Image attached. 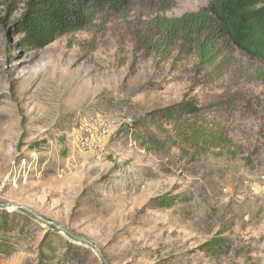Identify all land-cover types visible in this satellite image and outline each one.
<instances>
[{"label": "rangeland", "instance_id": "obj_1", "mask_svg": "<svg viewBox=\"0 0 264 264\" xmlns=\"http://www.w3.org/2000/svg\"><path fill=\"white\" fill-rule=\"evenodd\" d=\"M26 1L0 0V264H264V65L150 43L209 0H133L34 50ZM101 117L131 122L82 150Z\"/></svg>", "mask_w": 264, "mask_h": 264}, {"label": "trees", "instance_id": "obj_2", "mask_svg": "<svg viewBox=\"0 0 264 264\" xmlns=\"http://www.w3.org/2000/svg\"><path fill=\"white\" fill-rule=\"evenodd\" d=\"M133 0H27L14 30L23 35L28 49H40L58 38L83 30L106 10L123 12ZM0 26H5L0 18ZM152 28L156 40L152 48L164 50L180 46L195 53L201 64L218 59L225 49H236L264 65V0H209L207 6L175 18L157 16ZM193 104L161 111V116L175 120L182 113H193ZM216 139V135H212ZM223 138V136H222ZM204 244L208 251L217 246Z\"/></svg>", "mask_w": 264, "mask_h": 264}, {"label": "built area", "instance_id": "obj_3", "mask_svg": "<svg viewBox=\"0 0 264 264\" xmlns=\"http://www.w3.org/2000/svg\"><path fill=\"white\" fill-rule=\"evenodd\" d=\"M129 117L122 121L113 117H101L96 122L85 123L79 129L78 146L84 151L101 152L103 138L112 135L122 123H129Z\"/></svg>", "mask_w": 264, "mask_h": 264}, {"label": "water", "instance_id": "obj_4", "mask_svg": "<svg viewBox=\"0 0 264 264\" xmlns=\"http://www.w3.org/2000/svg\"><path fill=\"white\" fill-rule=\"evenodd\" d=\"M3 206H8V205H3ZM11 206V205H10ZM12 206H16L30 214H32L33 216L37 217L38 219H40L41 221H43L44 223L46 224H49V225H56L58 227H61L60 225L56 224V223H53V222H50V221H47L45 218H43L42 216H40L39 214H37L35 211L31 210L30 208L28 207H25L23 205H20V204H17V203H12ZM74 239H76L77 237H74ZM80 239V243H87V244H90L92 245L93 247L95 248H98L95 244H93L91 241L87 240V239H84V238H79Z\"/></svg>", "mask_w": 264, "mask_h": 264}]
</instances>
